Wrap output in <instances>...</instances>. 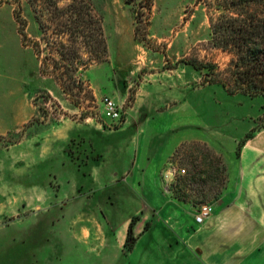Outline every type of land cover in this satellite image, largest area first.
<instances>
[{"label":"crops","instance_id":"1","mask_svg":"<svg viewBox=\"0 0 264 264\" xmlns=\"http://www.w3.org/2000/svg\"><path fill=\"white\" fill-rule=\"evenodd\" d=\"M14 10L13 0H0V53L9 49L18 56L15 66H0V135L33 115L9 122L15 94L31 104L32 93L53 85L40 74L33 48L23 43ZM26 21L27 37L36 39L39 30L27 34ZM150 91L143 101L153 107L147 115L155 126L152 145L139 128L131 149L96 147L78 132L93 121L63 116L0 149V170L13 168L31 185L20 200L22 217L14 212L24 226L21 245L7 241L0 264H264V125L255 128L254 98L229 95L218 84L191 91L188 81ZM129 117L139 124L138 115H126L118 128L96 126L118 130ZM32 137L42 141L37 158V147L27 144ZM191 141L205 143L226 166L215 210L200 224L192 203L161 190L160 183L166 161ZM105 152L114 153L111 170L104 167ZM34 167L44 170L42 182ZM121 200L132 212L114 206Z\"/></svg>","mask_w":264,"mask_h":264},{"label":"rangeland","instance_id":"2","mask_svg":"<svg viewBox=\"0 0 264 264\" xmlns=\"http://www.w3.org/2000/svg\"><path fill=\"white\" fill-rule=\"evenodd\" d=\"M13 1L15 2L14 13L25 21V26L27 24L26 18L30 22L27 34H31L35 27L39 30L36 39L31 38V36L26 37V42L30 47L34 41L38 44L39 58L45 61L46 69L49 68L50 70L52 64L50 58L58 56L50 48V42H54L57 36L55 34V22L49 21L47 5L43 4L42 0L36 4L40 21L47 25L46 32L41 33L30 1ZM90 1L96 13L102 18L103 31L109 48L108 59L93 63L87 69H80L76 75L81 84L70 86L68 93H64L50 77L51 80H49L53 83L50 89L46 87L30 95L32 106L26 96H22L20 93L15 94L11 99L13 100V107L8 109V111H12L9 122L15 124L20 118L27 116L29 112H33V115L14 131L0 135V149L19 141L27 135L29 128L58 122L63 116L75 122L84 119L93 121L94 125L87 124L78 127V132L86 133L96 147L109 148L114 151L116 147L125 145L131 149L135 140L133 134L139 128L143 129L144 143L146 142L145 136H147L148 143L151 142L152 145V134L155 132V126L150 117L147 116L152 105L146 103L145 100L143 101V96L148 93L151 94L150 89L153 87L158 85L163 88L173 87L177 82H183L185 85L188 81L191 91L198 87H204V85L207 86V84L202 83L200 71L189 64L177 62L183 57L192 56L204 61H211L217 65L219 70L226 68L230 60L231 55L229 53L210 48L208 44L210 38L208 14L198 0H153L147 26L140 24L141 29L146 27L148 35L145 40L134 37L136 22L133 4L125 3L124 0ZM66 2L67 0H61L58 5L62 7ZM6 50V52L0 53V66H15L18 61L17 54H12L9 49ZM83 57L86 59V54ZM1 87L0 85V89ZM46 94L50 98H47ZM241 95L245 94L238 93L239 97ZM103 97H110L121 105V120L110 122L103 118L101 114ZM253 98L254 112H259L255 116L256 128L264 125V96ZM126 115H133L134 117L138 115L139 124L129 117V123L118 130H102L96 126V122H98L106 128L115 129L121 125ZM190 116L191 119L194 118L192 114ZM30 132L32 133L33 130L31 129ZM76 141L80 142L81 140ZM38 143L41 144L42 141L36 137H32L31 141L27 142V144L36 147L40 146ZM75 143L74 141L70 145ZM162 149H158V155L162 153ZM69 154L74 155L72 148H70ZM113 155V152L104 153L106 162L104 167L108 170L113 167ZM33 156L38 157V147L33 152ZM167 162L175 163L178 167L184 168L188 179L194 171L192 170V163L183 156L182 152L172 154L163 168ZM33 170L37 172L38 182H42L43 178L39 176L44 173V170L38 171L37 167H34ZM15 172L13 168L0 170V252L7 250L5 245L7 241L12 242V239L15 245L20 246L24 234V226L21 221L16 219L14 212H19L22 195L31 192V185L22 180ZM181 180L184 178H181L180 175L174 176L169 187L160 181L161 190L173 194L175 185L180 182L178 185L183 188L185 194L189 195L190 203L210 202L214 206L216 205L221 192L217 193L215 190L204 192L205 189L199 191L201 189L200 183H192L188 180L183 184ZM199 193H206L203 201H200L201 195ZM115 204H117L116 202L114 206L126 213L132 212L131 205L125 200L119 201L118 205ZM18 214L22 217L23 213L19 212Z\"/></svg>","mask_w":264,"mask_h":264},{"label":"trees","instance_id":"3","mask_svg":"<svg viewBox=\"0 0 264 264\" xmlns=\"http://www.w3.org/2000/svg\"><path fill=\"white\" fill-rule=\"evenodd\" d=\"M29 1L38 28L41 33L46 32L47 25L40 21L36 10V4L41 0ZM60 1L42 0L43 4L47 5L49 21L55 22L56 26L57 37L54 42H50V48L58 57L50 58L52 61L50 70L46 69L45 61L39 58L38 44L34 41L30 45L39 59L40 74L51 77L64 93H68L70 86L81 84L77 72L80 69H87L93 63L106 61L109 48L102 18L96 13L90 0H67L62 7L58 5ZM124 2L135 6L134 37L145 40L148 35L146 27L141 29L140 24L147 26L153 0ZM198 2L208 14L210 48L229 53L230 60L223 70H219L211 61L192 56L183 57L177 62L189 64L200 71L203 84L221 85L229 94L264 96V0H198ZM14 17L22 41L27 44L25 21L16 13ZM84 54L86 59L83 57ZM46 96L50 98L48 94ZM179 152L188 158L194 170L189 179L187 173L180 175L184 178L181 183L185 184L189 180L201 184L199 191L205 189L204 192L212 190L221 192L226 182V166L219 154L198 141L182 143L175 149L173 155ZM178 184L175 185L174 197L189 202V195L185 194ZM199 194L200 201H203L206 193ZM128 231L130 232V226Z\"/></svg>","mask_w":264,"mask_h":264},{"label":"built area","instance_id":"4","mask_svg":"<svg viewBox=\"0 0 264 264\" xmlns=\"http://www.w3.org/2000/svg\"><path fill=\"white\" fill-rule=\"evenodd\" d=\"M102 116L110 122H117L121 120L122 107L110 97H103L102 99ZM185 169L178 167L175 163L167 162L165 168L162 169L160 178L168 187L173 182V177L176 175H184ZM194 221L198 224L211 216L215 210L214 204L210 202H199L191 206Z\"/></svg>","mask_w":264,"mask_h":264}]
</instances>
